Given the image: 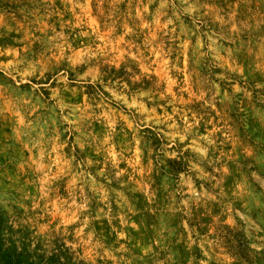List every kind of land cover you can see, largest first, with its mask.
I'll return each instance as SVG.
<instances>
[{
  "label": "clouds",
  "instance_id": "1",
  "mask_svg": "<svg viewBox=\"0 0 264 264\" xmlns=\"http://www.w3.org/2000/svg\"><path fill=\"white\" fill-rule=\"evenodd\" d=\"M0 264H264V0H0Z\"/></svg>",
  "mask_w": 264,
  "mask_h": 264
}]
</instances>
